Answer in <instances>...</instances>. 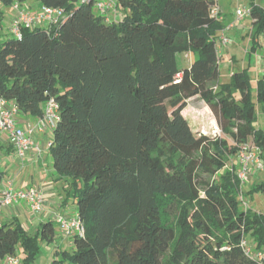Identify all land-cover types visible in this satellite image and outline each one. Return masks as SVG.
I'll return each instance as SVG.
<instances>
[{
	"label": "trees",
	"instance_id": "16d2710c",
	"mask_svg": "<svg viewBox=\"0 0 264 264\" xmlns=\"http://www.w3.org/2000/svg\"><path fill=\"white\" fill-rule=\"evenodd\" d=\"M25 2L0 0V28L3 7ZM37 2L63 16L0 42V99L33 118L50 99L58 107L48 154L84 234L53 264H264L241 247L264 250V212L238 200L264 201V179L245 193L236 161L253 143L264 162V130L254 125L264 77L254 91L247 69L219 81L225 24L211 14L216 0H116L121 18L108 23L92 3ZM249 7L255 49L264 6ZM188 53L196 58L180 69L176 57ZM195 97L219 135L193 134L182 111ZM56 228L52 219L33 233L17 218L0 224V260L21 253V264H33Z\"/></svg>",
	"mask_w": 264,
	"mask_h": 264
},
{
	"label": "crops",
	"instance_id": "0c3cea01",
	"mask_svg": "<svg viewBox=\"0 0 264 264\" xmlns=\"http://www.w3.org/2000/svg\"><path fill=\"white\" fill-rule=\"evenodd\" d=\"M112 1L115 4L116 0ZM226 1L227 0H216V7L222 17V23L225 24V29L222 31L221 36L224 35L230 40L228 45L222 47L219 46L220 64L222 63L221 58L225 57L226 60H228V62L225 63V66L227 70H231V73L234 69L243 70L248 66L250 70H253L251 80L256 83L259 78L264 77V39H259V47L255 49L252 48L253 39H251V19L248 16L247 21L245 19L236 21L235 17L233 18V13H228L226 11L227 7L224 4ZM221 2H223L224 5ZM250 2H253L257 6H264V0H245L240 8L249 9ZM228 3L230 4V1ZM21 8L27 10L31 14H38L41 12L42 6L37 0H34L28 4V6L22 4ZM5 9L7 10L6 12L9 18L10 27L13 19L16 17V10L13 6L5 7ZM94 9L98 14L97 9L95 7ZM235 10H239V7ZM229 14L231 17H229ZM108 16L110 20L112 19L116 21L121 18V14L117 10H115V12H110ZM239 56L248 60L250 64H239ZM220 72L221 71H219V77ZM197 98L198 97L190 99L187 107L182 111V115L188 121L191 129L192 122L185 116V113L190 105V101ZM10 104L13 105L12 103ZM37 120L38 118H33L28 115H21L19 113L16 115V122L18 126L23 129L27 128L28 125H34ZM31 139L41 148V155L37 156L35 151L30 149L26 152L24 158L21 159L17 156L13 144L7 136L5 134H0V195L5 188V184L9 181L13 183L15 188L23 190L36 187L41 190L43 195V210L39 214H31L25 203H19L10 208H3L0 214V224L9 222L13 218H17L25 228L30 232L32 230L34 232V230H36L46 219H54L55 215L72 217L76 214V206L71 197L69 200L65 201V191L68 188V181L65 178L60 179L52 167V161L48 154V145L52 140V129L47 127L43 133L35 131L31 135ZM263 172L258 175V172L254 168H251L246 182L242 185V190L244 191V188L248 186L246 184L251 185L260 181V175H262ZM60 185L63 188L62 191L60 190ZM240 200L245 202L243 194L241 195ZM250 207L247 206V209H250ZM255 210L256 208L254 211ZM71 249L72 240L61 238L58 229L56 228V235L53 242L45 248L48 253L51 252V254L45 256L47 258L45 264H53L56 251H71ZM0 264L7 263L5 260H0Z\"/></svg>",
	"mask_w": 264,
	"mask_h": 264
},
{
	"label": "built area",
	"instance_id": "2783aa9c",
	"mask_svg": "<svg viewBox=\"0 0 264 264\" xmlns=\"http://www.w3.org/2000/svg\"><path fill=\"white\" fill-rule=\"evenodd\" d=\"M79 2L81 4H94L98 14L107 23L110 22L108 14L112 11L115 12V4L112 0H79ZM13 8L16 10V17L12 21L9 32L16 39L22 38L23 29L31 30L37 25L56 24L63 16V11L60 9L43 7L40 13L31 14L17 4ZM211 14L222 21L217 7L212 9ZM247 16H249V9L244 8L236 11V21H241ZM229 42V39L224 35L219 38L220 47L228 45ZM176 77L179 78L180 74ZM57 110L58 107L55 101L53 99L48 100L44 105L42 117L38 118L34 125H28L27 128L23 129L16 122L17 108L9 102L0 99V134H5L11 141L19 158H24L26 152L30 149H33L36 155L40 156L42 150L32 141L31 135L35 131L43 133L47 127L53 129L58 121ZM259 154V148L253 143L240 146L236 161L238 164L237 177L242 185L246 182L251 168L259 172L264 170V162ZM19 203H25L31 214L41 213L44 203L41 190L36 187L23 190L15 188L12 182H7L0 195V214L3 208L14 207ZM245 206L247 208V204ZM52 220L58 229L60 237L63 239L82 237L84 234V225L77 213L72 217L55 215ZM241 247L248 257L264 262V250H253L246 240L241 242ZM4 260L7 264H19L16 257H7Z\"/></svg>",
	"mask_w": 264,
	"mask_h": 264
},
{
	"label": "rangeland",
	"instance_id": "374dc122",
	"mask_svg": "<svg viewBox=\"0 0 264 264\" xmlns=\"http://www.w3.org/2000/svg\"><path fill=\"white\" fill-rule=\"evenodd\" d=\"M32 1L34 0H26V2L24 3V5L28 6V4H30ZM225 1V0H222ZM230 1V4L228 3ZM245 2V0H227L226 2H224V4L226 5V11L229 13H233V18L235 17L236 19V8L239 7V9H241L240 7H242L241 5H243ZM223 4V2H221ZM223 4V5H224ZM7 10L5 9V7H3V12H4V18H3V22H2V26L0 28V42L6 40L7 38H9V29L12 25H10L9 27V18L7 15ZM232 11V12H231ZM95 12V9H94ZM229 17L230 14H229ZM247 17H245L244 19L247 21ZM9 27V28H8ZM230 41V40H229ZM177 65L180 69H183L187 66H189L196 58V56L194 54H178L177 55ZM226 61V62H225ZM221 64L219 66V71L220 72V77H219V81L221 83H228L229 82V76L231 74V70H227L225 63L228 62V60H226L225 57L221 58ZM239 64H250V62L248 60H245V58L239 56V60H238ZM249 71V75L252 77V69L250 70V68L248 66H246V68ZM236 69H234L233 71H235ZM252 79V78H251ZM251 88L255 89V83L252 81L251 82ZM255 94L253 93V102H255ZM261 109H262V105L257 104V108H256V113H257V123H255V127L256 129L260 128L262 130H264V116L261 114ZM185 116L187 118H189V120L192 122V132L193 134L198 137L200 135H204V136H208L213 138L216 135H219L220 130L218 128L217 122L215 120V118L213 117L212 113L210 112V110L208 109V107L204 104V102L197 98L194 99L192 101H190V105L188 106ZM200 120V121H199ZM264 171V170H263ZM262 171V172H263ZM258 175L259 171H257ZM264 172L262 175H260V180L264 179ZM248 186H246V188H244V192L246 193V191L249 188V184H246ZM0 188H1V184H0ZM60 190L62 191L63 188L60 185ZM240 200V199H238ZM244 204L243 202H241V205L243 208H245V204H247L248 207H250V209H255L256 208V212H264V201L263 198L260 194H246L244 195ZM61 214V212H60ZM166 221L167 224L169 225H174L173 224V218H168L166 217L164 219ZM33 233V230L31 231ZM35 232V230H34ZM46 246L48 245H44L41 244V251L39 253V255L37 256L36 260L34 261L33 264H45V261L47 260V258L45 257L47 254H51V252H47L45 250ZM17 259L19 260L20 264L22 263V259H23V255L21 253H17ZM54 257V255H53Z\"/></svg>",
	"mask_w": 264,
	"mask_h": 264
}]
</instances>
